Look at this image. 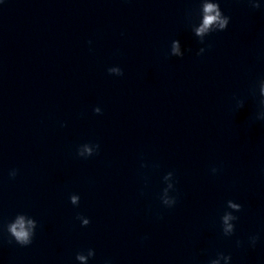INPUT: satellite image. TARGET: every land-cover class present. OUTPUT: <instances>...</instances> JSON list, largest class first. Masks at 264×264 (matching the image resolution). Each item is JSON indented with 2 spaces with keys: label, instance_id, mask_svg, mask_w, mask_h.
<instances>
[{
  "label": "clouds",
  "instance_id": "1",
  "mask_svg": "<svg viewBox=\"0 0 264 264\" xmlns=\"http://www.w3.org/2000/svg\"><path fill=\"white\" fill-rule=\"evenodd\" d=\"M245 2L247 3L250 9L257 10L261 8V4L258 2V0H245ZM198 15L199 21L196 22L193 12L189 11L186 16V20L191 28V31L193 32L195 37L198 38L199 43L202 45H205V38L211 35L212 33L225 31L228 28L231 19L222 11L219 0H199ZM89 43H91V41H89ZM210 48L211 44H207L205 47H200L196 54L198 56H201L206 52V50ZM169 55L181 58L184 56V51H182L181 43L178 39L172 40ZM107 71L109 74L112 75H123V71L119 67H110L107 69ZM258 91L260 111L257 113L256 118L264 120V79H261L259 81ZM252 92L253 95H255V88H253ZM237 105L238 107H243V101L238 100ZM93 111L97 114H100L101 108L96 107L93 109ZM99 148L100 145L98 143H85L78 147L76 154L78 157L87 159L88 157L98 154ZM219 170L220 169L216 167H213L211 169L213 174H216ZM17 175L18 169L10 170V178L14 179ZM163 179L167 186L162 190V193L160 195V201L165 207L173 208L178 202L177 197L175 195L170 194L171 192L175 191L173 172H168L163 177ZM69 199L72 205H79V195L72 194ZM226 207L229 210L225 211L220 217L221 232L223 236L231 237L235 233L234 222L239 219V217L234 213L241 212L243 210V206L240 203L234 202L233 200H228ZM76 219L80 220L82 227L88 226L91 222L89 218L80 214L77 215ZM36 228L37 221L34 218L23 213L17 214L15 218L6 225V231L10 237L8 243L11 244L14 241L21 247L30 246L33 242ZM259 239V235L256 234L249 236L248 245L254 248ZM236 245L237 247H241L243 246V242L237 240ZM94 256V249L89 248L86 250V252H77L75 259L79 262V264H88L89 259ZM231 259V255H225L223 252H218L215 258L210 259L208 261V264H221V262H223V264H230ZM104 264H111V261L106 260Z\"/></svg>",
  "mask_w": 264,
  "mask_h": 264
}]
</instances>
